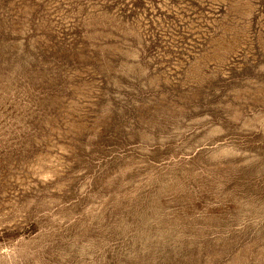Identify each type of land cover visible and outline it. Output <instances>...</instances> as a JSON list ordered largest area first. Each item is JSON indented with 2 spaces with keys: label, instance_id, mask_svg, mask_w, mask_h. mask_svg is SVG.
I'll return each mask as SVG.
<instances>
[{
  "label": "rangeland",
  "instance_id": "obj_1",
  "mask_svg": "<svg viewBox=\"0 0 264 264\" xmlns=\"http://www.w3.org/2000/svg\"><path fill=\"white\" fill-rule=\"evenodd\" d=\"M0 264H264V0H0Z\"/></svg>",
  "mask_w": 264,
  "mask_h": 264
}]
</instances>
